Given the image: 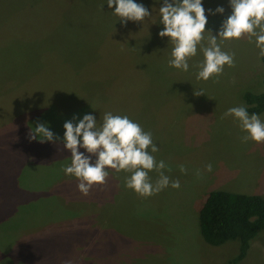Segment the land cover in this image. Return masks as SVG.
<instances>
[{"label": "rangeland", "instance_id": "1", "mask_svg": "<svg viewBox=\"0 0 264 264\" xmlns=\"http://www.w3.org/2000/svg\"><path fill=\"white\" fill-rule=\"evenodd\" d=\"M135 2L151 16L122 25L107 0H0V264H227L237 255L236 240L206 245L197 218L213 190L264 197V142L242 143L239 121L221 118L246 106L244 92H264L256 38L223 41L235 66L197 80L199 46L187 72L168 66L173 45L159 36L163 0ZM202 5L205 30L218 35L232 13L229 0ZM217 7L224 13L209 14ZM105 112L151 132L159 148L151 154L178 189L141 197L125 187L131 173L107 169L103 185L81 194L77 178L61 170L71 163L63 125L91 114L99 126ZM37 122L60 139L30 141ZM158 175L149 172L153 183ZM239 264H264V232Z\"/></svg>", "mask_w": 264, "mask_h": 264}, {"label": "clouds", "instance_id": "2", "mask_svg": "<svg viewBox=\"0 0 264 264\" xmlns=\"http://www.w3.org/2000/svg\"><path fill=\"white\" fill-rule=\"evenodd\" d=\"M107 5L109 9L115 6L113 14L119 17L122 25H126L128 21L143 22L146 17L151 16L148 9L135 0H107ZM229 5L231 15L222 22L218 35H213L211 31L205 30L208 20L202 0H163L159 14L164 28L159 36L168 37L173 45L171 58L168 60L169 67L187 72L188 61L197 55L199 46L204 60L196 65L199 69L196 79L207 81L210 77H218L223 73L225 65L235 66V53L223 51L220 44L225 40L240 39L244 34L256 38L259 56L264 57V0H229ZM224 11L223 7L208 10L211 15L223 14ZM205 32L209 33L206 45L202 43ZM193 94L205 95L203 89H194ZM227 117L238 120L241 130L246 133L240 138L242 143L249 140L264 142V121L258 114L250 115L247 107L240 105L229 108L221 118ZM63 127L65 131L62 143L64 149L70 152L71 163L64 165L61 170L65 175L77 178V188L84 196L89 194L94 185L106 182L109 176L107 169L131 173L125 178V187L134 190L141 197L152 196L169 186L174 189L180 187L178 179L172 180L165 175L163 170L171 171L166 163L163 160L157 162L151 154L159 151L153 143L151 132L143 131L128 116L105 112L102 123L98 126L93 115L85 114L78 123L66 121ZM28 138L30 141L39 138L40 143H56L60 139L45 123L40 122L30 128ZM81 148L85 151L81 152ZM179 167L182 173L187 172L184 165ZM152 170L159 174L154 183L149 176ZM212 170L211 163L205 165L204 171L210 173ZM196 175H201L200 170H197Z\"/></svg>", "mask_w": 264, "mask_h": 264}, {"label": "trees", "instance_id": "3", "mask_svg": "<svg viewBox=\"0 0 264 264\" xmlns=\"http://www.w3.org/2000/svg\"><path fill=\"white\" fill-rule=\"evenodd\" d=\"M242 100L250 115L264 112V92H244ZM197 221L199 234L206 245L217 247L228 241L239 242L237 255L227 262L239 264L246 258L251 242L264 232V197L225 190L210 191L199 205Z\"/></svg>", "mask_w": 264, "mask_h": 264}]
</instances>
